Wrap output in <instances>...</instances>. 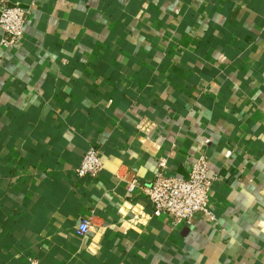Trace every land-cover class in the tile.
Here are the masks:
<instances>
[{
    "label": "crops",
    "instance_id": "crops-1",
    "mask_svg": "<svg viewBox=\"0 0 264 264\" xmlns=\"http://www.w3.org/2000/svg\"><path fill=\"white\" fill-rule=\"evenodd\" d=\"M16 3L31 13L15 47L0 28V264H264V0L0 9ZM92 145L104 169L79 177ZM201 154L214 219L153 215L160 160L187 178Z\"/></svg>",
    "mask_w": 264,
    "mask_h": 264
},
{
    "label": "built area",
    "instance_id": "built-area-1",
    "mask_svg": "<svg viewBox=\"0 0 264 264\" xmlns=\"http://www.w3.org/2000/svg\"><path fill=\"white\" fill-rule=\"evenodd\" d=\"M31 10L19 4L4 5L0 9V28L3 35L1 44L5 47L17 46L24 37L25 26L29 20ZM167 159L162 158L146 194L153 206L155 216L169 215L174 226L189 223L198 212L206 213L211 219L214 215L210 210L211 190L218 179L217 174H210L209 160L201 154L192 163L189 176L179 177L167 171ZM104 169L101 149L92 145L85 152L76 173L79 177L96 178ZM134 182L129 186L133 190ZM91 222L83 219L77 226L79 235H86L90 231ZM27 264H43L39 258L31 257Z\"/></svg>",
    "mask_w": 264,
    "mask_h": 264
}]
</instances>
